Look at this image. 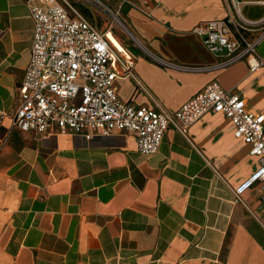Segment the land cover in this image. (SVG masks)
<instances>
[{
  "label": "crops",
  "instance_id": "obj_1",
  "mask_svg": "<svg viewBox=\"0 0 264 264\" xmlns=\"http://www.w3.org/2000/svg\"><path fill=\"white\" fill-rule=\"evenodd\" d=\"M101 1L142 45L122 39L136 59V76L116 82L124 101L175 111L218 81L264 113V68L160 62L223 60L192 29L225 18L224 0ZM243 11L259 19L264 5ZM34 29L26 0H0V264H264L258 185L236 197L259 159L223 113H206L186 134L170 126L150 155L133 133L86 139L13 125Z\"/></svg>",
  "mask_w": 264,
  "mask_h": 264
},
{
  "label": "built area",
  "instance_id": "obj_2",
  "mask_svg": "<svg viewBox=\"0 0 264 264\" xmlns=\"http://www.w3.org/2000/svg\"><path fill=\"white\" fill-rule=\"evenodd\" d=\"M131 1L122 0L121 7ZM224 2L225 18L202 21L192 29L213 53H224L223 60L213 67L199 68L160 62L201 71L246 61L252 72L263 69L264 56L259 54L258 46L264 42V16L251 19L243 9L246 4L264 5V0ZM26 3L35 29L20 86V105L13 115L14 126L43 135L59 132L86 139L116 132L133 133L138 150L150 155L160 149L170 126L186 134L206 113H223L235 136L250 145L251 154L259 159L258 169L236 189V197L241 200L242 190L256 184L264 202V113L252 111L242 95L225 89L218 81L208 83L175 111L159 102L154 107L126 102L120 97L116 82L136 76V59L114 29L116 22L124 23L119 11L101 0ZM75 3L95 8L105 16V24L88 19ZM111 33L123 47L110 39ZM130 35L135 37L131 32Z\"/></svg>",
  "mask_w": 264,
  "mask_h": 264
},
{
  "label": "rangeland",
  "instance_id": "obj_3",
  "mask_svg": "<svg viewBox=\"0 0 264 264\" xmlns=\"http://www.w3.org/2000/svg\"><path fill=\"white\" fill-rule=\"evenodd\" d=\"M75 6L88 19L93 20L95 22L97 21L100 25L105 24V22H106L105 16L103 14L99 13V11H97L95 8L89 7L87 5H83L81 3H75ZM113 9L116 10L115 7H113ZM112 17H110V18L112 19ZM121 20L124 22V20L122 18H121ZM114 29H115L116 33L125 41V43H127L129 45L130 48L133 49L135 47H139L142 49V47H140V45L136 42V40L130 35L129 32H127L125 30V28H123L121 26L120 23L116 22ZM262 45L264 46V42Z\"/></svg>",
  "mask_w": 264,
  "mask_h": 264
},
{
  "label": "bare ground",
  "instance_id": "obj_4",
  "mask_svg": "<svg viewBox=\"0 0 264 264\" xmlns=\"http://www.w3.org/2000/svg\"><path fill=\"white\" fill-rule=\"evenodd\" d=\"M120 22V24H121V26L123 27V28H125V30L127 31V32H129L128 31V29H126V27H125V25L121 22V21H119ZM130 33V32H129ZM113 33H111L110 34V39L111 40H113L114 38H113ZM134 39H135V37H134ZM136 40V42L140 45V46H142L141 44H140V42L137 40V39H135ZM114 41V40H113ZM115 42V41H114ZM117 44V43H116ZM119 47H122L120 44H117Z\"/></svg>",
  "mask_w": 264,
  "mask_h": 264
},
{
  "label": "water",
  "instance_id": "obj_5",
  "mask_svg": "<svg viewBox=\"0 0 264 264\" xmlns=\"http://www.w3.org/2000/svg\"><path fill=\"white\" fill-rule=\"evenodd\" d=\"M129 29V28H128ZM129 31H130V29H129ZM131 32V31H130ZM132 33V32H131ZM133 34V33H132Z\"/></svg>",
  "mask_w": 264,
  "mask_h": 264
}]
</instances>
